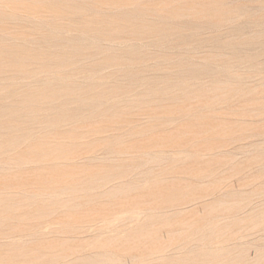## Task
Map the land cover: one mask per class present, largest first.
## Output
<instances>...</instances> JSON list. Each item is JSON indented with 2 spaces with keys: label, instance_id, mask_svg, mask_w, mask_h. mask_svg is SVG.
Instances as JSON below:
<instances>
[{
  "label": "rangeland",
  "instance_id": "rangeland-1",
  "mask_svg": "<svg viewBox=\"0 0 264 264\" xmlns=\"http://www.w3.org/2000/svg\"><path fill=\"white\" fill-rule=\"evenodd\" d=\"M69 1H71V2L74 1L73 2L74 4L79 3L78 5L83 4L85 2L91 3L90 0L89 1L88 0H76L77 2L75 0H69ZM229 1L230 0H212V1L211 0H144V1L139 0L140 4H137V6H135V7L130 6L131 7L130 8L129 6L122 5V7L125 6L124 9L123 8L121 9L120 8L121 6H118L119 8L117 7L116 9H114V8L112 9L108 5L103 4L98 12H89L87 14L88 17L93 18V19L97 18V19H102V20L104 19V20H110V21L114 20L115 23H117V22H119V20L122 21L126 17H129V16L131 17V15L133 16V14H134L133 17L140 18V19H137V23L141 24V23H143L142 21H146V25H149L147 22L158 23V24L162 25L163 27L165 26L166 30L164 31L163 34H155V33L148 31L149 29H148V27H146V28L142 29L143 31L142 30L139 31L140 35L139 34L136 36L130 35V37H129L130 33L128 31H126V33H124L125 30L122 27V25L115 24V26H113L114 27L113 30H116L114 32L116 34L114 37L103 38L104 39L103 41H101L102 38H100L101 40L100 39H92L91 40V41H94L93 43L96 42L95 45H97V43L99 42L97 46L98 47L100 46V49H102V53L101 54L99 53L98 54L99 57L98 56L97 57L101 58L105 54H115V55L117 54L116 57H119V56L120 57H126V56L130 55V56H133L134 59H133V61L130 60L129 62L123 61V62H121L122 64L119 63L118 61H112L111 60L109 62L110 64L109 63H107V65L103 64L99 68H96V70L90 69V64L93 63L92 60H90V58H85V59L80 58L81 55H83L87 50H89V48H86L83 46L81 47V45L73 43V42L64 41L66 38H72L75 36V34H78V32L76 30L71 29V28L70 29L65 28L63 30L59 29L60 31L58 32V29L48 26L50 28L51 32H53V31L55 32L57 30L56 31L57 33L55 32L54 34H58V33L60 34L61 33V36L64 38V39H62L63 41H61L60 37L58 39L56 38V41L54 43H52V41L49 42L48 40L46 41V39H44V38H40V36L37 34V32L35 30V28H36L35 21L32 19H29V17H25L27 15L23 12L20 13L19 18L17 17L18 19L17 18L11 19L7 22V25H11V26H14L16 28H18V27L24 28V29H26L27 32H30L31 34H36V35H34L35 40H32V39L27 40L26 41L27 43H24L25 46L32 48V49L33 48H40L43 50H51V51H56V52L62 51L63 49L71 50V49L75 48L74 53L79 60L75 63L76 65L75 64L67 65L66 67H64L66 69L63 68L64 70H57V68L44 67L40 71H37L35 74L34 73H32L31 75L27 74L26 76H23V77L11 78L8 76V74H7V76L1 75L0 76V102H1L0 105H2L3 102H5V101L10 102V100H12L13 103L16 104L17 101L15 100L16 98L13 97V95L16 93L18 94L19 91L25 90L27 87H30V86L33 87L32 92L34 94H36V93H38L39 86H43V85H56V84L62 85L64 82L69 81V82H71V84L73 86L76 85V86L81 87L83 84H85L89 81H94V82L100 81V82L107 83L111 87L115 86V85H116V87H119L121 90L119 88L117 89L118 91H117V93H115L116 97L114 95V97L111 96L110 98L111 99L116 98V99H113L116 101V104H118V102H120L122 100L123 103L120 102L121 105L119 104V106L123 107V109H125L127 107L126 108L127 111L129 110L131 112V113L129 111L125 112L126 114H130V116L133 115L132 118L137 117L135 122H145V121L147 122L148 121L146 124H149L150 127L148 129L145 128L146 130L143 129L142 131H140L139 136H138V134H136V135L133 134V137L131 136L132 134L129 135L130 133L127 134V132H125L123 129H121L118 131L119 133H120V131L122 132V133H120L121 136H120L119 140H116L114 142L111 140L102 141L100 143H97L94 147L90 148L87 152H84V153H81L80 155L75 156L74 162L76 165H78L79 168H83V170H96V169L97 170L98 169L105 170V169H109L112 167V172H114V174H116L117 177L116 176H114L115 178L112 177L111 180L106 182V183H103V181H102V184H97V183H94L91 181V178H90L91 175H89V177H88V175H85L84 171H82L83 173L79 177L78 189L74 192L67 191L65 189V183L64 184L60 183V189H58V190L62 196L59 195L60 193L57 196V197L61 196V198L60 197L58 198L59 202L57 204L58 207L59 206L60 207L57 208L58 211H57V209H55L56 211L55 210L51 211V212H53V214H51V212H49V211L44 213V214L36 213L37 212L36 208H38V206L41 203L45 204V203L50 202V200H48L49 198L51 199V201L53 200L51 195H49L50 196L49 197L48 194L46 196H43V200L45 199L44 201H46V202H44V201L40 202L39 199L37 200V199H35L34 196H32V197H27L25 199L14 200V202H16V203L14 205L8 207V208H0V216L1 217L4 216V217L9 218L5 221L4 220L0 221V229H1L0 230V240H1V242H0V250H1L0 251V258H1L0 262L1 263L0 264H4V263L5 264H7V263L8 264H31L28 261L30 259L31 253L39 251L41 248H44V247L51 245V244H54V243H64V245L67 246V248L65 251H63V254L61 255V257H59L55 261L51 262L50 264H65L64 263L65 261L67 262L66 264H78V262H81L79 264H98V260H100L99 264H107V263L108 264H110V263L111 264H119L116 262H122V264H217V263L218 264H264V214H263L264 213L263 212L264 211V139H263L264 138L263 137L264 136V105H263L264 104V82H263L264 81V79H263L264 78V61H263L264 60V38H263L264 37L263 36L264 35V18H263L264 17V0H248V1L247 0H236V1L234 0V2L230 1L232 3H230ZM252 3H254L255 5H253ZM257 3H259V6ZM226 4H228V5H226ZM231 4L232 5L234 4V5L232 6ZM219 5H221V6H219ZM211 6H212V8H211ZM136 7H137V9H136ZM241 7H242V9H240ZM236 8H237L238 12L236 11ZM127 9H129V10H127ZM221 9L223 11L222 13H221ZM115 10H117V11H115ZM134 10L136 11V14L132 12ZM153 10H155V11H153ZM244 10H246L245 14L243 13V12H245ZM257 10H259L258 11L259 13L257 12ZM224 11H225V13H224ZM240 11H242V12H240ZM153 12H155V13H153ZM112 13L113 14L115 13V14L113 15ZM178 13H181V14H178ZM253 13H254V15H253ZM94 14H96V15H94ZM109 14H110V16H109ZM184 15H189V16L185 17ZM232 15L233 16L239 15V16L233 18ZM252 15H253V17H252ZM140 16H142V17H140ZM148 16H150V17H148ZM179 16L181 17V19ZM247 16H250V17H247ZM204 17L207 19H205ZM212 18H213V20H212ZM231 18H233V19H231ZM160 19H161V21H160ZM190 19H192V20H190ZM214 19H215V21L217 20V23L214 21ZM31 20L34 21V23ZM200 22H201V24H199ZM228 22H230V23H228ZM208 23L209 24L213 23L214 25L212 24L213 26L211 27V25H207ZM196 24H197V26H196ZM222 24L224 27L222 26ZM188 25H190V27ZM215 25H216V27H215ZM217 25L219 27H217ZM226 26H228V27H226ZM193 27L194 28L196 27V28L194 29ZM52 28H53V31L51 30ZM115 28H117V29H115ZM259 28H260V30H259ZM165 32H166V34H165ZM254 32H256V33H254ZM259 32H260V34H257ZM68 34H70V35H68ZM164 34L169 39L167 37H165ZM167 34H169V36ZM171 34L175 35V36H173V38H172ZM257 35H258V37H257ZM138 37H139V39H138ZM181 38L183 41L181 40ZM183 38L184 39L186 38L185 41ZM187 38H188V40H187ZM106 40H108V41H106ZM133 40H134V42H133ZM178 40H179V42L177 44ZM28 42L30 45L28 44ZM100 42H102V45ZM126 42L128 44H126ZM149 42H150V44H148ZM2 43H3V45L11 46L15 42H13L11 37L7 36L4 39H2ZM66 43H67V45H66ZM134 43H136L135 44L136 48H138V46H139V49H136L134 47L135 49H133V50L135 52L134 51L131 52L130 48H131V45H132V47L135 46ZM31 44H34V46ZM107 44L108 45L111 44V45L108 47ZM52 45H53V47L56 46L55 47L56 49L53 48ZM73 45H75V46H73ZM113 45H115V46H113ZM121 45H123V47ZM47 46H48V49H47ZM251 46H253V47H251ZM101 47H103V48H101ZM180 47H181V49H180ZM116 48L118 49L117 52L115 51V50H117ZM103 49H106V50L104 51ZM111 49H113V50L110 53ZM120 49H122V50H120ZM176 49H178V50H176ZM107 50H108V52H107ZM103 51L105 52L104 55H102L104 53ZM122 53H125V54H122ZM217 54H218V56H217ZM163 55H164V57H163ZM208 57H210V58H208ZM237 57H239V58H237ZM96 60L97 59H95L94 61H96ZM80 62H81V65H80ZM186 63H188V64H186ZM183 64L184 65L186 64V65L184 66ZM197 64H198V68H196ZM72 65H75L76 67H74ZM194 65H195V67H194ZM208 65H210V66H208ZM121 66H123V67H121ZM192 66L194 68H192ZM117 67L119 68V70H117L118 69ZM141 67H142V69H141ZM151 67H153V68H151ZM186 67H187V72L189 71L188 73L186 72ZM100 68H102V69H100ZM131 68H133V70H131ZM138 68H140V69H138ZM146 69H148L149 71L147 70L148 71L147 72ZM193 69H194V73H193ZM195 69H197V71ZM205 69H209V71H211V72H208V70H205ZM127 70H131V71L135 70V72H137V73L139 72L138 73L139 74L138 80L131 81L126 76H122L123 78H121V76L114 73V71L115 72L117 71L120 73V72H125ZM191 70H192V73L190 72ZM224 70H226V71L229 70L232 73L228 74ZM150 72H152V73H150ZM184 72H186V73H184ZM141 73L144 75L142 76ZM145 73H146V75H145ZM225 73H226V75H225ZM175 74H177V75H175ZM181 74H183V75H181ZM172 76H174V77H172ZM86 77H88V78H86ZM139 78H142V79H139ZM41 79H43V80L40 82L39 80H41ZM46 79H47V81H46ZM86 79H87V82H84V80L86 81ZM112 79H114V80H112ZM242 79H243V81H242ZM35 80H36V82H35ZM124 80H125V82H123ZM139 80H140V82H139ZM213 80H216V82ZM37 81H39V82L37 83ZM127 81H129V82H127ZM141 81H142V83H141ZM179 81H182V82L184 81V82L179 83ZM220 81H222V82L223 81H226V82L229 81V82H227V83L223 82V84H220L221 83ZM134 82H136V83H134ZM246 82H248V84ZM81 83H82V85H81ZM97 83H99V82H97ZM137 83H139V84H137ZM184 83H185V87L183 86L184 87V89H183L182 85H184ZM224 83H226V84H224ZM198 84H199V86H198ZM178 85H179V87H178ZM200 85L202 87L204 85L205 86L203 88H201ZM206 85H207V87H206ZM221 85H222V87H224V86H226V87L222 88ZM256 85H258V86H256ZM164 86H166V87H164ZM190 86H191V89H190ZM161 87H163V88H161ZM175 87H177V88H175ZM188 87H189V89H188ZM200 88H201V90L202 89L203 90L202 91L199 90ZM252 88L255 90H253ZM256 88H257V90H256ZM221 89H223V90H221ZM12 90H15V92L13 93ZM144 90H145V97L146 98L143 97ZM192 90H194L195 93ZM207 90L209 92L211 91L210 93L209 92L207 93L208 95L206 94ZM172 91H174V92H172ZM177 91L178 92L180 91L182 93V95L185 94L184 95L185 97L181 96L180 92H179L180 94H178ZM237 91H238V93H237ZM250 91H251V93H250ZM248 93H250V94L248 95ZM139 95H140L141 99H140ZM147 95H148V97H147ZM161 95H163V97ZM168 95H170V96H168ZM173 95H175V96H173ZM203 95L205 97H203ZM69 96H70V98L74 99L77 97V94H76V92L72 91ZM152 96H154V98ZM193 96H196V97H193ZM248 96L250 99L248 98ZM94 98L88 99L87 103H82V104L79 103L78 105H77V103H75L72 100L68 101L64 108H65V112L67 114H70L71 118L68 121H65L67 123L64 122V124H62L63 128L70 130L76 126H81L84 124L86 127H91V128L95 127L97 129H101L100 135H102V136L108 135L110 130L106 129L107 127L104 126L105 123L102 122V120L106 117L107 114L100 112L101 110L100 111L98 110L100 108V101L103 99L104 104H105L107 98L106 99L105 98L101 99V98H97V97H94ZM142 98H143V100H142ZM148 98L149 99L152 98V99H150V103H149ZM193 98H196V99L194 100ZM258 98H260V99L258 100ZM98 99H99V102H97ZM111 99L109 100V98H108L107 101L109 100L110 102H115ZM146 99H148V100H146ZM163 99H164V101H167V102H164ZM191 99H193V101ZM247 99H249V100H247ZM128 100H129V102H128ZM133 100L135 101L134 103H133ZM136 100L141 105L138 104ZM171 100H173V102H171ZM174 100H176V101H174ZM177 100L179 102L182 100L183 101L178 103ZM91 101H92V103H91ZM93 101L95 102L93 106H95V107L97 106L96 107L97 111L95 110V107H92ZM144 101L148 102L149 105L148 104L145 105ZM250 101H252V102H250ZM127 102H128V105H127ZM68 105L70 108L68 107ZM122 105H126L125 108ZM45 106L46 105L43 106V104H37V109H39L40 112L41 111L44 112L43 109ZM90 106H91V108H89ZM83 107H85V108H83ZM102 107H104V106H102ZM253 107H255L257 110ZM86 108H87V110H86ZM136 108H138V109H136ZM150 108H152V109H150ZM154 108H156V109L154 110ZM178 108H180V110H178ZM157 109H158V111H157ZM204 109H206V110H204ZM90 110H92V111H90ZM94 110H95V112H94ZM200 110H202V111H200ZM162 111L165 112V114H167V113L173 114V116L171 118L172 120L169 119L168 121H166L164 123L166 126L165 125H164L165 127L163 126L164 128L163 127H161V128L155 127V126H158L157 122H158V124L162 123L161 122L162 120H160V118H159V120H155L156 117H154V119L152 117L156 114V112H158L157 114H160ZM197 112H200V113H197ZM91 113H93V114L91 115ZM176 114H178V115H176ZM191 114H192V116H191ZM258 114H259V116H258ZM181 115H182V117H181ZM183 115L185 116L186 119L184 118ZM261 115H262V117H261ZM4 116L5 115L1 116L0 118L3 119ZM95 116H97V118ZM142 117H143V119L146 117L145 118L146 120H143ZM101 118H102V120H101ZM182 118H183V121L181 120ZM141 120H143V121H141ZM185 120H187V121H185ZM151 121H153V123ZM225 121H226V123H225ZM236 121H238V122H236ZM246 121H247V123H246ZM92 122L93 123L96 122V123L92 124ZM202 122H203V124H202ZM243 122L246 124H244ZM176 123L178 126L176 125ZM88 124H90L91 126H88ZM192 124H193V126H192ZM253 124H254V127H253ZM172 126L174 127V129ZM176 126L177 127L181 126V128H177ZM222 128L228 129V131H227L228 133L220 134ZM48 129H50V127ZM205 129H206V131H205ZM247 129H248V131H247ZM43 131L44 130H42V129L38 130V128H35L34 133L29 135L25 139V141L20 140V141L16 142L14 145H12V147L10 146V148H8V147L3 148L1 151V153H2L1 155H3V154L7 155V156L14 155L19 149H22L26 143H28L29 141H34V140H28V138H30V136L34 137V135L44 134L45 132H43ZM189 131H191V132H189ZM201 131H203L204 133ZM35 132H36V134H35ZM184 132L186 134H184ZM208 133H209V135H208ZM180 134L182 136H180ZM198 134L200 135L201 139H200ZM168 135L171 137L168 138L167 137ZM195 135H197V136L195 137ZM236 135H238V137ZM158 136H159L160 140L164 138L163 140H165V141H163V140L160 141L158 139ZM160 137H162V138H160ZM236 138L237 139L239 138L240 140L239 139L235 140ZM184 140L186 141V143ZM1 141H4V140H1ZM7 141H9V140H7ZM22 141H24V145H23ZM82 141H91V140H82ZM197 141H200V142H197ZM204 141H205V143H204ZM209 141H213V142H209ZM180 144H181V146H180ZM114 145H116V146H114ZM106 146H108V148H106ZM112 149H113V151H112ZM175 149H176V152H175ZM237 149H239L240 151ZM98 150H101V152ZM157 150H159V151L156 153L155 151H157ZM170 150H172L171 151L172 153L170 152ZM181 150H183V151H181ZM161 151H163V152L161 153ZM196 151H197V153H196ZM139 152H141V153L139 154ZM145 152H146V154H142ZM189 152H191V157H190ZM193 152L196 154H194ZM93 153L95 155H93ZM108 153H109V155H108ZM111 153H113V154L111 155ZM119 153L122 154V156L119 155ZM147 153H149V154H147ZM174 153H175V155H174ZM179 153L181 156H179ZM127 154H129V155H127ZM157 154L159 156H157ZM169 154H172V156L171 155L169 156ZM85 155L86 156L88 155V156L85 157ZM105 155L107 157H105ZM83 156L85 157V159H83L84 158ZM90 156L93 158L94 161H92V158ZM95 156L99 157V158H97L98 160L94 158ZM150 156H152V157H150ZM166 156H167V158H166ZM101 157H102V159H101ZM168 157H171V159ZM255 157H257V158H255ZM113 158H115V159H113ZM86 159H88V160H86ZM90 159H91V162H90ZM147 160L150 162L146 163ZM24 161H26V162H24ZM22 162H24V163H22ZM46 162H48V161H45V163ZM141 162H142V164L140 165L139 163H141ZM1 163H3V162H0V166H2V168L0 167V182L7 184L8 186L13 187V186L17 185V182H19V181H22V180L27 181L29 179L32 180L35 178L34 173L36 172L35 168L37 165L35 164L34 161H31L30 159H24L18 163L20 167H23V168H20L21 170L18 169L17 168L18 165L14 164V163H10V162L8 164L3 163V164H7V165H3V164L1 165ZM26 164H28V165H26ZM142 165H143V167H142ZM4 166H5V168H4ZM118 166H120V168ZM75 167H77V166H75ZM134 167H136V168H134ZM148 167H149V169H148ZM229 169H232V170H229ZM122 170L125 173H122L121 172ZM149 170H151V171H149ZM136 171H137V174H136ZM20 172L22 173V176L18 181L16 179V176H18V174ZM120 173H122V175H120ZM145 173H147V174H145ZM164 176H166V177H164ZM133 177H135V178L133 179ZM141 177L142 178L144 177V178L142 179ZM161 177H163V178H161ZM89 178H90V180H89ZM187 178L189 180H187ZM140 181H141V183H140ZM227 182H229V183H227ZM113 183L114 184H116V183L122 184L123 183L122 185L124 186L125 191L124 190H123V192L121 191L122 193L117 192V193H113V194H109V195L106 194L107 189L109 190L112 187ZM188 183H190V184H188ZM136 184H137V187H135ZM125 185H129V187L125 186ZM99 187L102 189H100ZM106 187H107V189H106ZM125 187H127V188H125ZM192 187H193V189H191ZM61 188H62V190H61ZM89 188H91L92 190ZM80 189H81V193H79ZM164 189H166V190H164ZM169 189H171V190H169ZM130 190L132 191L131 194L129 193ZM227 191H228V193H227ZM86 192H87V194H86ZM74 193H76V194H74ZM102 193H104V194L101 195ZM95 194H97V195H95ZM115 194H116V196H115ZM220 194H223V195H220ZM63 195H66V196H63ZM71 196L74 198L75 203H73V205L72 204L71 205L66 204V206L63 205V204H65L64 202ZM107 196H109V197L111 196L110 199ZM212 196L215 198H213ZM77 198H78V200H77ZM100 198H101V201H100ZM190 198L192 200H189ZM92 199H93V201H92ZM214 199L216 202L214 201ZM86 201H87V203H86ZM220 201L221 202L224 201L225 203L222 204ZM226 201H228V202H226ZM78 202H80V203H78ZM83 202H85L86 204H84ZM76 203H77V205L74 206ZM175 203L177 205H175ZM82 206H84V207H82ZM182 206H183V208L185 206L186 207L183 209ZM70 207H72L73 209H71ZM110 207H113V208H110ZM171 208H173V209H171ZM62 209H63V211H62ZM148 209H149V211H148ZM150 209H152V210H150ZM75 210H76V212H75ZM133 210L135 211V214H137L138 216L133 215L134 214ZM181 210L184 212L182 213ZM138 211H139V214L140 213H142V214L139 215ZM32 212L36 213V214L34 213V216H32V217L24 218V219H19L17 217L21 213L31 214ZM54 212H55V214H54ZM122 213H124L125 216ZM5 214H7V215H5ZM120 214L123 215V217ZM82 215L83 216L84 215L89 216V218L78 219V217L82 216ZM94 215H96L97 217ZM102 215H106L109 217H107L108 219H105V218H102ZM119 215L121 216V218H119L120 217ZM173 215H175V216H173ZM115 216H118V219ZM135 216L140 217V218L138 219ZM113 217H115V218H113ZM133 217H134V219H133ZM148 217L149 218L151 217V218L149 219ZM11 218H12V220H11ZM156 218H158V219L156 220ZM115 219H117V220H115ZM23 220L25 221V223L23 222ZM102 220H105V221L101 222ZM67 221H69V222H67ZM122 221H124V222H122ZM156 222L157 223L162 222V224H160V226L158 225V227H159L158 229H160V230H157V232H156L157 234L152 235V230H151L152 226L151 225L153 223H155L154 228L157 227ZM85 223H87V224H85ZM72 224L74 225L73 228H72ZM36 225H37V227H36ZM136 225H138V226H136ZM164 226H165V228H164ZM212 226H214V227H212ZM127 227H128V229H127ZM32 228H34V229H32ZM105 228H106V230H105ZM29 229H31V230H29ZM94 230L95 231L97 230V231L95 232ZM138 230H140L139 231L140 233H138ZM31 232H33V233L31 234ZM34 232H36V233H34ZM61 233L63 235H61ZM71 233H72L73 237H72ZM67 234H68V237H67ZM31 235H32V237H31ZM33 235H35V236H33ZM78 235H80V236H78ZM81 235H83V236H81ZM112 237H114V238H112ZM111 238H112V240H111ZM102 241H103V243H102ZM177 241H178V243H177ZM11 242H13V243H11ZM83 243L87 244L86 248H84L85 247L84 246L83 248L78 250L79 249L78 245H81ZM115 245H117V246H115ZM28 246H31V247H28ZM74 247H76V248H74ZM21 248H23V249H21ZM26 248L27 249L29 248V250H27ZM140 249H141V252H140ZM205 249L208 251H206ZM20 250L25 251V252L23 254H21ZM99 251L101 252L102 256L97 254ZM198 251H199V253H198ZM109 252H111V255L109 254ZM138 252H140L141 254ZM120 253H122L124 255H122ZM86 254H87V256H86ZM94 254H96L97 257ZM112 254L115 255L116 258ZM103 255H105L106 258H105V256L103 257ZM217 255H218V259H217ZM66 256L67 257L69 256V257L67 258ZM117 257H118V260H117ZM45 258H47V257H45ZM76 258L79 261H77ZM104 258L106 260L110 259V261L114 260L116 262H112V261L110 262L109 260L107 262ZM26 259H28V260H26ZM68 259L71 263L69 261H67ZM93 259L94 260L97 259V260H95L96 262H94ZM61 261H62V263H60ZM20 262H22V263H20ZM105 262H107V263H105ZM136 262H138V263H136ZM37 264H39V263H37Z\"/></svg>",
  "mask_w": 264,
  "mask_h": 264
},
{
  "label": "bare ground",
  "instance_id": "bare-ground-1",
  "mask_svg": "<svg viewBox=\"0 0 264 264\" xmlns=\"http://www.w3.org/2000/svg\"><path fill=\"white\" fill-rule=\"evenodd\" d=\"M76 1V0H75ZM89 1V0H88ZM144 1V0H143ZM212 1V0H211ZM230 1H233L234 2V0H230ZM229 1V2H230ZM236 1V0H235ZM248 1V0H247ZM74 2V1H73ZM73 2H71V1H69V0H0V76L1 75H6L7 76V74H8V76L9 77H11V78H13V77H23V76H26L27 74H32V73H36L37 71H40L41 69H43L44 67H51V68H57V70H64V69H66V68H64V67H66L67 65H71V64H75L79 59L77 58V56L75 55V53H74V49H71V50H65V49H63L62 51H51V50H43V49H40V48H29V47H27V46H25L24 45V43H27L26 41L27 40H30V39H32V40H35V38H34V35H36V34H31L30 32H27L26 31V29H24V28H16V27H14V26H11V25H7V22L9 21V20H11V19H16L17 17L19 18L20 17V13H25L27 16H25V17H29V19H32V20H34L35 21V23H36V28H35V30H36V32H37V34L40 36V38H44V39H46V41L48 40L49 42H51L52 41V43H54L55 41H56V38L58 39L59 37H60V39H61V41H63L62 39H64L62 36H61V33L59 34H54L57 30L56 29H58V32L60 31L59 29H65V28H71V29H74V30H76L77 32H78V34H75V36L74 37H72V38H66L64 41H68V42H73V43H76V44H79V45H81V47L83 46V47H86V48H89V50H87L83 55H81V57L80 58H90V60H92V64H90V69L92 70V69H95L96 70V68H99L100 66H102L103 64H106L107 65V63H109L111 60L112 61H118L119 63H121V62H123V61H125V62H129L130 60H132L133 61V56H126V57H116L117 56V54L115 55V54H105V50L106 49H103L104 51V53L102 54V55H104L103 57H101V58H98L99 57V53L101 54L102 53V49H100V46L98 47L97 45H98V43H97V45H95L96 44V42L95 43H93L94 41H91L92 39H100V38H102V40L101 41H103L104 39L103 38H112V37H114L116 34L114 33L116 30H113L114 29V27L113 26H115V24H119V25H122V27L124 28V30H125V32L124 33H126V31H128L130 34H129V37H130V35H140V32L139 31H141L142 29H144V28H146V27H148V31H150V32H152V33H155V34H163L164 33V31L166 30L165 29V26L163 27L162 25H160V24H158V23H149V22H147L149 25H146V21H142L143 23H141V24H139V23H137V19H140V18H136V17H133L134 16V14H133V16L131 15V17L129 16V17H126L124 20H122V21H120L119 20V22H117V23H115V21L113 20V21H110V20H102V19H97V18H95V19H93V18H90V17H88V13L89 12H98L99 11V9L101 8V6L103 5V4H106V5H108L110 8H114V9H116L118 6H121L120 8L122 9H124V7L125 6H131V7H135V6H137V4H140V2H139V0H90V2L91 3H83V4H80V5H78L79 3H77V4H74ZM77 2V1H76ZM202 2V1H201ZM219 2V1H218ZM223 2V1H222ZM226 2V1H225ZM256 2V1H255ZM205 3V2H204ZM203 3V4H204ZM220 3V2H219ZM230 3H232V2H230ZM145 4V3H144ZM246 4V3H245ZM253 5H255L254 3H252ZM258 4V6H259V3H257ZM105 5V6H106ZM122 5H125L124 7H122ZM161 5V4H160ZM226 5H228V4H226ZM232 5V4H231ZM234 5V4H233ZM232 5V6H233ZM139 6V5H138ZM205 6V5H204ZM213 6V5H212ZM212 6H211V8H212ZM215 6V5H214ZM219 6H221V5H219ZM107 7V6H106ZM130 7V8H131ZM216 7V6H215ZM238 7V6H237ZM240 7V6H239ZM119 8V7H118ZM168 8V7H167ZM227 8V7H226ZM231 8V7H230ZM111 9V10H112ZM136 9H137V7H136ZM135 9V10H136ZM175 9V8H174ZM218 9V8H217ZM239 9V8H238ZM240 9H242V7L240 8ZM102 10V9H101ZM106 10V9H105ZM127 10H129V9H127ZM132 11L133 13H135L136 14V11ZM144 10V9H143ZM214 10V9H213ZM235 10V9H234ZM261 10V9H260ZM114 11V10H113ZM115 11H117V10H115ZM149 11V10H148ZM151 11V10H150ZM153 11H155V10H153ZM196 11V10H195ZM217 11V10H216ZM236 11L238 12V10H237V8H236ZM243 11V10H242ZM242 11H240V12H242ZM245 12H243L244 14L246 13V10H244ZM259 10H257V12H258ZM262 11V10H261ZM101 12V11H100ZM120 12V11H119ZM131 12V13H132ZM139 12V11H138ZM152 12V11H151ZM179 12V11H178ZM215 12V11H214ZM223 11H222V9H221V13H222ZM228 12V11H227ZM153 13H155V12H153ZM194 13V12H193ZM220 13V12H219ZM224 13H225V11H224ZM233 13V12H232ZM259 13V12H258ZM113 14V13H112ZM115 14V13H114ZM113 14V15H114ZM122 14V13H121ZM129 14V13H128ZM176 14V13H175ZM178 14H181V13H178ZM183 14V13H182ZM208 14V13H207ZM213 14V13H212ZM231 14V13H230ZM229 14V15H230ZM234 14V13H233ZM239 14V13H238ZM241 14V13H240ZM262 14V13H261ZM94 15H96V14H94ZM102 15V14H101ZM210 15V14H209ZM215 15V14H214ZM243 15V14H242ZM253 15H254V13H253ZM253 15H252V17H253ZM109 16H110V14H109ZM185 17L186 16H189V15H184ZM194 16V15H193ZM213 16V15H212ZM227 16V15H226ZM233 16V15H232ZM239 16V15H238ZM238 16H233V18L234 17H238ZM251 16V15H250ZM250 16H247V17H250ZM116 17V16H115ZM122 17V16H121ZM140 17H142V16H140ZM148 17H150V16H148ZM180 17V16H179ZM183 17V16H182ZM17 18V19H18ZM109 18V17H108ZM164 18V17H163ZM170 18V17H169ZM203 18V17H202ZM205 18V17H204ZM233 18H231V19H233ZM242 18V17H241ZM264 18V17H263ZM23 19V18H22ZM142 19V18H141ZM166 19V18H165ZM179 19V18H178ZM180 19H181V17H180ZM183 19V18H182ZM205 19H207V18H205ZM239 19V18H238ZM31 20V21H32ZM144 20V19H143ZM157 20V19H156ZM167 20V19H166ZM175 20V19H174ZM190 20H192V19H190ZM201 20V19H200ZM212 20H213V18H212ZM236 20V19H235ZM234 20V21H235ZM34 21H32L33 23H34ZM149 21V20H148ZM160 21H161V19H160ZM182 21V20H181ZM180 21V22H181ZM189 21V20H188ZM203 21V20H202ZM201 21V22H202ZM214 21H215V19H214ZM232 21V20H231ZM145 22V23H144ZM154 22V21H153ZM164 22V21H163ZM183 22V21H182ZM190 22V21H189ZM201 22L199 23V24H201ZM206 22V21H205ZM216 23H217V20L215 21ZM224 22V21H223ZM263 22V21H262ZM27 23V22H26ZM29 23V22H28ZM193 23V22H192ZM207 23V22H206ZM226 23V22H225ZM228 23H230V22H228ZM186 24V23H185ZM191 24V23H190ZM205 24V23H204ZM213 23H211V24H207V25H211V27L214 25H212ZM253 24V23H252ZM166 25V24H165ZM206 25V26H207ZM220 25V24H219ZM233 25V24H232ZM54 27V28H56L55 30V32L53 31V28L51 29L53 32H51L50 31V28L49 27ZM189 27H190V25H188ZM196 26H197V24H196ZM222 26H223V24H222ZM221 26V27H222ZM237 26V25H236ZM179 27V26H178ZM187 27V26H186ZM192 27V26H191ZM215 27H216V25H215ZM217 27H219L218 25H217ZM224 27V26H223ZM226 27H228V26H226ZM232 27V26H231ZM194 28V27H193ZM196 28V27H195ZM194 28V29H195ZM199 28V27H198ZM230 28V27H229ZM115 29H117V28H115ZM177 29V28H176ZM184 29V28H183ZM221 29V28H220ZM259 30H260V28H259ZM65 31V30H64ZM143 31V30H142ZM145 31V30H144ZM238 32V31H237ZM253 32V31H252ZM57 33V32H56ZM123 33V32H122ZM171 33V32H170ZM183 33V32H182ZM181 33V34H182ZM249 33V32H248ZM254 33H256V32H254ZM144 34V33H143ZM165 34H166V32H165ZM164 34V35H165ZM175 34V33H174ZM184 34V33H183ZM191 34V33H190ZM189 34V35H190ZM257 34H260V32L259 33H257ZM68 35H70V34H68ZM168 36H169V34H167ZM172 35V34H171ZM170 35V36H171ZM177 35V34H176ZM186 35V34H185ZM244 35V34H243ZM11 37L12 38V40H13V42H15L13 45H11V46H7V45H3V43H2V39H4L5 37ZM58 36V37H57ZM118 36V35H117ZM143 36V35H142ZM161 36V35H160ZM173 36H175V35H172V38H173ZM181 36V35H180ZM191 36V35H190ZM233 36V35H232ZM241 36V35H240ZM239 36V37H240ZM260 36V35H259ZM264 36V35H263ZM124 37V36H123ZM140 37V36H139ZM139 37H138V39H139ZM144 37V36H143ZM159 37V36H158ZM157 37V38H158ZM165 37H167L166 35H165ZM242 37V36H241ZM257 37H258V35H257ZM256 37V38H257ZM262 37V36H261ZM119 38V37H118ZM160 38V37H159ZM168 38V37H167ZM171 38V37H170ZM189 38V37H188ZM188 38H187V40H188ZM202 38V37H201ZM264 38V37H263ZM117 39V38H116ZM124 39V38H123ZM156 39V38H155ZM162 39V38H161ZM165 39V38H164ZM169 39V38H168ZM175 39V38H174ZM184 39V38H183ZM186 39V38H185ZM185 39H184V41H185ZM255 39V38H254ZM40 40V39H39ZM42 40V39H41ZM158 40V39H157ZM167 40V39H166ZM181 40H182V38H181ZM10 41V40H9ZM37 41V40H36ZM60 41V40H59ZM106 41H108V40H106ZM183 41V40H182ZM48 42V43H49ZM133 42H134V40H133ZM140 42V41H139ZM178 42H179V40L177 41V44H178ZM65 43V42H64ZM72 43V44H73ZM101 43V45H102V42H100ZM183 43V42H182ZM6 44V43H5ZM28 44H29V42H28ZM41 44V43H40ZM105 44V43H104ZM103 44V45H104ZM115 44V43H114ZM126 44H128L127 42H126ZM136 43H134V45H135ZM140 44V43H139ZM148 44H150V42L148 43ZM180 44V43H179ZM30 45V44H29ZM31 45H33L34 46V44H31ZM39 45V44H38ZM59 45V44H58ZM57 45V46H58ZM64 45V44H63ZM62 45V46H63ZM66 45H67V43H66ZM70 45V44H69ZM106 45V44H105ZM108 45V44H107ZM111 45V44H110ZM110 45H108V47L110 46ZM124 45V44H123ZM123 45H121L122 47H123ZM32 46V47H33ZM41 46V45H40ZM73 46H75V45H73ZM113 46H115V45H113ZM125 46V45H124ZM130 46V45H129ZM146 46V45H145ZM144 46V47H145ZM39 47V46H38ZM52 47H53V45H52ZM56 47V46H55ZM55 47H53V48H55ZM80 47V46H79ZM128 47V46H127ZM136 48V45L135 46H133L132 47V45H131V48H130V51L131 52H133L134 50L133 49H135ZM190 47V46H189ZM251 47H253V46H251ZM52 48V49H53ZM60 48V47H59ZM71 48V47H70ZM69 48V49H70ZM77 48V47H76ZM101 48H103V47H101ZM113 48V47H112ZM119 48V47H118ZM185 48V47H184ZM47 49H48V46H47ZM56 49V48H55ZM78 49V48H77ZM76 49V50H77ZM108 49V48H107ZM117 49V48H116ZM125 49V48H124ZM136 49H139V46H138V48H136ZM142 49V48H141ZM179 49V48H178ZM178 49H176V50H178ZM180 49H181V47H180ZM251 49V48H250ZM73 50V51H72ZM83 50V49H82ZM81 50V51H82ZM109 50V49H108ZM108 50H107V52H108ZM112 50L113 49H111V51H110V53L112 52ZM120 50H122V49H120ZM254 50V49H253ZM116 52L118 51V49L117 50H115ZM141 51V50H140ZM153 51V50H152ZM79 52V51H78ZM126 52V51H125ZM135 52V51H134ZM138 52V51H137ZM151 52V51H150ZM168 52V51H167ZM196 52V51H195ZM122 54H125V53H122ZM143 54V53H142ZM161 54V53H160ZM183 54V53H182ZM223 54V53H222ZM240 54V53H239ZM98 56V57H97ZM101 56V55H100ZM144 56V55H143ZM148 56V55H147ZM151 56V55H150ZM217 56H218V54H217ZM232 56V55H231ZM152 57V56H151ZM161 57V56H160ZM163 57H164V55H163ZM182 57V56H181ZM215 57V56H214ZM229 57V56H228ZM246 57V56H245ZM250 57V56H249ZM208 58H210V57H208ZM237 58H239V57H237ZM241 58V57H240ZM244 58V57H243ZM95 59H97L96 61H94ZM205 59V58H204ZM219 59V58H218ZM225 59V58H224ZM223 59V60H224ZM234 59V58H233ZM157 60V59H156ZM159 60V59H158ZM161 60V59H160ZM238 60V59H237ZM249 60V59H248ZM164 61V60H163ZM192 61V60H191ZM221 61V60H220ZM230 61V60H229ZM240 61V60H239ZM264 61V60H263ZM117 62V63H118ZM167 62V61H166ZM170 62V61H169ZM168 62V63H169ZM225 62V61H224ZM228 62V61H227ZM115 63V62H114ZM191 63V62H190ZM110 64V63H109ZM122 64V63H121ZM127 64V63H126ZM150 64V63H149ZM186 64H188V63H186ZM185 64V65H186ZM194 64V63H193ZM76 65V64H75ZM75 65H72V66H74V67H76ZM80 65H81V62H80ZM184 65V64H183ZM184 65V66H185ZM190 65V64H189ZM201 65V64H200ZM79 66V65H78ZM134 66V65H133ZM149 66V65H148ZM151 66V65H150ZM164 66V65H163ZM175 66V65H174ZM188 66V65H187ZM204 66V65H203ZM208 66H210V65H208ZM231 66V65H230ZM113 67V66H112ZM121 67H123V66H121ZM125 67V66H124ZM146 67V66H145ZM154 67V66H153ZM153 67H151V68H153ZM177 67V66H176ZM191 67V66H190ZM189 67V68H190ZM194 67H195V65H194ZM193 66H192V68H194ZM64 68V69H63ZM78 68V67H77ZM89 68V67H88ZM105 68V67H104ZM118 68V67H117ZM129 68V67H128ZM134 68V67H133ZM133 68H131V70H133ZM137 68V67H136ZM161 68V67H160ZM172 68V67H171ZM178 68V67H177ZM196 68H198V64L196 65ZM202 68V67H201ZM208 68V67H207ZM211 68V67H210ZM254 68V67H253ZM100 69H102V68H100ZM115 69V68H114ZM124 69V68H123ZM130 69V68H129ZM138 69H140V68H138ZM141 69H142V67H141ZM145 69V68H144ZM157 69V68H156ZM185 69V68H184ZM223 69V68H222ZM73 70V69H72ZM77 70V69H76ZM94 70V71H95ZM116 70V69H115ZM117 70H119V68L117 69ZM131 70H127V71H125V72H115L114 71V73H116L117 75H119V76H121V78H123L122 76H126V77H128L129 78V80H131V81H136V80H138V76H139V72L137 73V72H135V70L134 71H131ZM148 69H146V71H147ZM176 70V69H175ZM196 71H197V69H195ZM199 70V69H198ZM205 70H208V72H211V71H209V69H205ZM149 71V70H148ZM147 71V72H148ZM154 71V70H153ZM164 71V70H163ZM167 71V70H166ZM180 71V70H179ZM184 71V70H183ZM182 71V72H183ZM224 71H226V70H224ZM92 72V71H91ZM97 72V71H96ZM155 72V71H154ZM162 72V71H161ZM165 72V71H164ZM186 72H187V67H186ZM186 72H184V73H186ZM189 72V71H188ZM187 72V73H188ZM191 73H192V70L190 71ZM234 72V71H233ZM88 73V72H87ZM150 73H152V72H150ZM157 73V72H156ZM159 73V72H158ZM170 73V72H169ZM173 73V72H172ZM176 73V72H175ZM193 73H194V69H193ZM199 73V72H198ZM201 73V72H200ZM226 73H228V74H230V73H232V72H230L229 70H227L226 71ZM226 73H225V75H226ZM47 74V73H46ZM113 74V73H112ZM142 74V73H141ZM140 74V75H141ZM207 74V73H206ZM227 74V75H228ZM29 75V76H30ZM144 74H142V76H143ZM145 75H146V73H145ZM168 75V74H167ZM175 75H177V74H175ZM181 75H183V74H181ZM190 75V74H189ZM193 75V74H192ZM191 75V76H192ZM223 75V74H222ZM224 75V76H225ZM235 75V74H234ZM233 75V76H234ZM239 75V74H238ZM179 76V75H178ZM186 76V75H185ZM190 76V77H191ZM231 76V75H230ZM34 77V76H33ZM114 77V76H113ZM146 77V76H145ZM172 77H174V76H172ZM177 77V76H176ZM194 77V76H193ZM228 77V76H227ZM235 77V76H234ZM239 77V76H238ZM244 77V76H243ZM6 78V77H5ZM36 78V77H35ZM83 78V77H82ZM86 78H88V77H86ZM144 78V77H143ZM240 78V77H239ZM40 79V78H39ZM71 79V78H70ZM125 79V78H124ZM127 79V78H126ZM139 79H142V78H139ZM145 79V78H144ZM187 79V78H186ZM264 79V78H263ZM8 80V79H7ZM23 80V79H22ZM43 79H41V80H39L40 82L42 81ZM75 80V79H74ZM94 80V79H93ZM112 80H114V79H112ZM193 80V79H192ZM227 80V79H226ZM232 80V79H231ZM17 81V80H16ZM39 81H37V83L39 82ZM46 81H47V79H46ZM45 81V82H46ZM168 81V80H167ZM213 81H215L216 82V80H213ZM233 81V80H232ZM242 81H243V79H242ZM18 82V81H17ZM35 82H36V80H35ZM75 82V81H74ZM84 82H87V79H86V81L84 80ZM97 82H99V83H97ZM97 82H94V81H89V82H87V83H85V84H83L82 85V83H81V87L80 86H73L72 84H71V82H69V81H66V82H64L62 85H43V86H39V90H38V93H36V94H34L32 91H33V87H27L25 90H22V91H19L18 92V94L16 93V94H14L13 95V97H15L16 99V101H17V103L15 104V103H13V101L12 100H10V102H7V101H5V102H3V104L2 105H0V117L1 116H3V115H5L4 116V118L3 119H1L0 118V162H3V163H14V164H16V165H18L17 166V168L18 169H20V168H23V167H20L19 166V162H21L22 160H24V159H30L31 161H34L35 162V164L37 165L36 166V168H35V173H34V179H29V180H27V181H19V179L21 178V176H22V173L20 172L19 174H18V176H16V179L19 181V182H17V185H15V186H13V187H11V186H8L7 184H4V183H2V182H0V208H8V207H10V206H12V205H14L16 202H14V200H18V199H25V198H27V197H32V196H34L35 197V199H39V201L41 202V201H44L43 200V196H46L47 194H48V196L49 195H51V197L53 198V200L51 201V199L49 198L48 200H50V202H48V203H41L39 206H38V208H36L37 209V212L36 213H42V214H44V213H46V212H51V211H53V210H55V209H57V208H59L58 207V202H59V197L61 198V193L59 192V190L58 189H60V183H65V189L67 190V191H69V192H74V191H76L77 189H78V183H79V177H80V175L83 173L82 171H84V173H85V175H88V177H89V175H91V181L92 182H94V183H97V184H102V181H103V183H106V182H108V181H110L111 180V178L112 177H114V176H116V174H114V172H112V167L111 168H109V169H105V170H103V169H96V170H83V168H79L78 167V165H76L75 164V156H77V155H80L81 153H84V152H87L90 148H92V147H94L97 143H100V142H102V141H108V140H111V141H116V140H119V138H120V136H121V134L120 133H122L121 131H120V133L118 132L119 130H121V129H123L125 132H127V134H129V135H131L132 137H133V134H138V136H139V132L140 131H142L143 129L144 130H146L145 128H149L150 126H149V124H146L147 122L145 121V122H135V120H136V118L137 117H134V118H132V116H130V114H126L125 112H128L127 111V107L125 108V106L126 105H122V106H124V108L125 109H123V107H121V106H119V104H120V102H122L123 103V101L121 100L120 102H118V104H116V101L115 100H113V99H116V98H113V99H111L110 97L111 96H113L114 97V95H115V97H116V94L115 93H117V89L119 88V87H116V85L115 86H110V85H108L107 83H105V82H100V81H97ZM123 82H125V80L123 81ZM127 82H129V81H127ZM138 82V81H137ZM139 82H140V80H139ZM155 82V81H154ZM159 82V81H158ZM166 82V81H165ZM180 82H182V81H179V83ZM184 82V81H183ZM182 82V83H183ZM201 82V81H200ZM221 83L220 84H223V82H226V81H220ZM227 82H229V81H227ZM226 82V83H227ZM238 82V81H237ZM264 82V81H263ZM32 83V82H31ZM133 83V82H132ZM134 83H136V82H134ZM141 83H142V81H141ZM176 83V82H175ZM181 83V84H182ZM196 83V82H195ZM209 83V82H208ZM213 83V82H212ZM218 83V82H217ZM226 83H224V84H226ZM241 83V82H240ZM247 84H248V82H246ZM30 84V83H29ZM28 84V85H29ZM75 84V83H74ZM127 84V83H126ZM137 84H139V83H137ZM145 84V83H144ZM180 84V85H181ZM200 84V83H199ZM199 84H198V86H199ZM206 84V83H205ZM214 84V83H213ZM219 84V83H218ZM114 85V84H113ZM128 85V84H127ZM187 85V84H186ZM197 85V84H196ZM202 85V84H201ZM200 85V86H201ZM230 85V84H229ZM233 85V84H232ZM235 85V84H234ZM238 85V84H237ZM236 85V86H237ZM244 85V84H243ZM251 85V84H250ZM263 85V84H262ZM261 85V86H262ZM27 86V85H26ZM34 86V85H33ZM130 86V85H129ZM185 87V83H184V85H182V87ZM205 86V85H204ZM203 86V87H204ZM209 86V85H208ZM246 86V85H245ZM255 86V85H254ZM256 86H258V85H256ZM24 87V86H23ZM124 87V86H123ZM164 87H166V86H164ZM178 87H179V85H178ZM184 87H183V89H184ZM195 87V86H194ZM197 87V86H196ZM202 86H201V88H203ZM206 87H207V85H206ZM214 87V86H213ZM221 87H222V85H221ZM224 87H226V86H224ZM224 87H222V88H224ZM241 87V86H240ZM239 87V88H240ZM260 87V86H259ZM156 88V87H155ZM161 88H163V87H161ZM175 88H177V87H175ZM201 88L199 89V90H201ZM254 88V87H253ZM252 88V89H253ZM35 89V88H34ZM120 89V88H119ZM151 89V88H150ZM188 89H189V87H188ZM190 89H191V86H190ZM193 89V88H192ZM208 89V88H207ZM218 89V88H217ZM226 89V88H225ZM121 90V89H120ZM179 90V89H178ZM181 90V89H180ZM195 90V89H194ZM194 90H192L193 92H194ZM203 90V89H202ZM201 90V91H202ZM209 90V89H208ZM207 90V92H206V94L209 92ZM211 90V89H210ZM221 90H223V89H221ZM231 90V89H230ZM249 90V89H248ZM253 90H255V89H253ZM256 90H257V88H256ZM13 91V93L15 92V90H12ZM72 91H74V92H76V94H77V97L76 98H74V99H72V98H70V94H71V92ZM191 91V92H192ZM205 91V90H204ZM240 91V90H239ZM141 92V91H140ZM147 92V91H146ZM149 92V91H148ZM162 92V91H161ZM170 92V91H169ZM172 92H174V91H172ZM178 92V91H177ZM180 92V91H179ZM178 92V94H180ZM189 92V91H188ZM211 92V91H210ZM209 92V93H210ZM217 92V91H216ZM219 92V91H218ZM163 93V92H162ZM166 93V92H165ZM164 93V94H165ZM195 93V92H194ZM237 93H238V91H237ZM250 93H251V91H250ZM250 93H248V95L250 94ZM257 93V92H256ZM8 94V93H7ZM176 94V93H175ZM189 94V93H188ZM199 94V93H198ZM153 95V94H152ZM155 95V94H154ZM166 95V94H165ZM181 96H183V97H185L184 95H182V93L180 94ZM179 95V96H180ZM187 95V94H186ZM201 95V94H200ZM205 95V94H204ZM203 95V97H205ZM208 95V94H207ZM206 95V96H207ZM122 96V95H121ZM162 97H163V95H161ZM160 96V97H161ZM168 96H170V95H168ZM173 96H175V95H173ZM210 96V95H209ZM246 96V95H245ZM94 97H97V98H109V100L111 99V100H113V101H115V102H110L109 100L107 101V99H106V103L104 104V101H103V99L100 101V108L98 109L100 112H103V113H106L105 115H106V117L102 120V118H101V120H102V122H104L105 124H104V126H106L107 128L106 129H109L110 130V132H109V134L108 135H106V136H102V135H100V131H101V129H97V128H95V127H86L84 124L83 125H81V126H76V127H74L73 129H64L63 128V125L62 124H64V122L65 121H68L70 118H71V116H70V114H67L66 112H65V105H66V103L68 102V101H74L75 103H77V105L79 104V103H87V100L88 99H90V98H94ZM139 97H140V95H139ZM143 97H145V90H144V94H143ZM147 97H148V95H147ZM153 98H154V96H152ZM156 97V96H155ZM165 97V96H164ZM177 97V96H176ZM187 97V96H186ZM193 97H196V96H193ZM241 97V96H240ZM239 97V98H240ZM243 97V96H242ZM4 98V97H3ZM96 98V99H97ZM146 98V97H145ZM144 98V99H145ZM209 98V97H208ZM215 98V97H214ZM248 98H249V96H248ZM7 99V98H6ZM10 99V98H9ZM95 99V98H94ZM104 99V100H105ZM131 99V98H130ZM138 99V98H137ZM140 99H141V97H140ZM149 99V98H148ZM148 99H146V100H148ZM150 99H152V98H150ZM150 99H149V103H150ZM165 99V98H164ZM164 99H163V101H164ZM175 99V98H174ZM186 99V98H185ZM194 100L196 99V98H193ZM193 99H191L192 101H193ZM250 99V98H249ZM249 99H247V100H249ZM260 98H258V100H259ZM4 100V99H3ZM124 100V99H123ZM142 100H143V98H142ZM190 100V101H191ZM253 100V99H252ZM119 101V100H118ZM127 101V100H126ZM137 101V100H136ZM174 101H176V100H174ZM178 101V100H177ZM183 101V100H182ZM182 101H180V102H182ZM189 101V100H188ZM73 102V103H74ZM89 102V101H88ZM97 102H99V99L97 100ZM96 102V103H97ZM128 102H129V100H128ZM128 102H127V105H128ZM135 101L133 100V103H134ZM141 102V101H140ZM143 102V101H142ZM145 102V101H144ZM153 102V101H152ZM162 102V101H161ZM164 102H167V101H164ZM170 102V101H169ZM171 102H173V100H171ZM179 101H178V103H180ZM250 102H252V101H250ZM1 103V102H0ZM91 103H92V101H91ZM94 101H93V104H92V107H95V106H93L94 105ZM137 103L138 104H140L138 101H137ZM154 103V102H153ZM249 103V102H248ZM37 104H43V106L44 105H46L45 107H44V112H40L39 111V109H37ZM55 104V105H54ZM98 104V103H97ZM96 104V105H97ZM132 104V103H131ZM137 104V105H138ZM145 105H147L148 104V102H145L144 103ZM152 104V103H151ZM157 104V103H156ZM107 105V106H106ZM121 105V104H120ZM141 105V104H140ZM149 105V104H148ZM225 105V104H224ZM264 105V104H263ZM76 106V105H75ZM102 106H104V107H102ZM144 106V105H143ZM157 106V105H156ZM195 106V105H194ZM40 107V106H39ZM68 107H69V105H68ZM74 107V106H73ZM72 107V108H73ZM79 107V106H78ZM97 107V106H96ZM95 107V110L97 109ZM131 107V106H130ZM136 107V106H135ZM134 107V108H135ZM139 107V106H138ZM201 107V106H200ZM67 108V107H66ZM70 108V107H69ZM83 108H85V107H83ZM89 108H91V106L89 107ZM129 108V107H128ZM177 108V107H176ZM244 108V107H243ZM253 108H255V107H253ZM136 109H138V108H136ZM147 109V108H146ZM150 109H152V108H150ZM149 109V110H150ZM156 108H154V110H155ZM159 109V108H158ZM158 109H157V111H158ZM199 109V108H198ZM201 109V108H200ZM203 109V108H202ZM231 109V108H230ZM256 109V108H255ZM86 110H87V108H86ZM95 110H94V112H95ZM135 110V109H134ZM178 110H180V108H178ZM204 110H206V109H204ZM236 110V109H235ZM254 110V109H253ZM257 110V109H256ZM90 111H92V110H90ZM89 111V112H90ZM97 111V110H96ZM183 111V110H182ZM200 111H202V110H200ZM93 112V113H94ZM130 112V111H129ZM150 112V111H149ZM236 112V111H235ZM71 113V112H70ZM93 113H91V115L93 114ZM131 113V112H130ZM158 112H156V114L154 115L153 113V119H154V117H156V119L155 120H159V118H160V120H162L161 122L162 123H159L158 124V122H157V125L158 126H155V127H163L165 124V122L166 121H168L169 119H171L172 118V116H173V114H165V112H161L160 114H157ZM184 113V112H183ZM197 113H200V112H197ZM253 113V112H252ZM97 114V113H96ZM144 114V113H143ZM182 114V113H181ZM194 114V113H193ZM204 114V113H203ZM98 115V114H97ZM141 115V114H140ZM176 115H178V114H176ZM180 115V114H179ZM243 115V114H242ZM74 116V115H73ZM86 116V115H85ZM88 116V115H87ZM90 116V115H89ZM139 116V115H138ZM147 116V115H146ZM184 116V115H183ZM191 116H192V114H191ZM195 116V115H194ZM235 116V115H234ZM251 116V115H250ZM258 116H259V114H258ZM84 117V116H83ZM96 118H97V116H95ZM101 117V116H100ZM149 117V116H148ZM181 117H182V115H181ZM187 117V116H186ZM190 117V116H189ZM230 117V116H229ZM228 117V118H229ZM242 117V116H241ZM244 117V116H243ZM261 117H262V115H261ZM91 118V117H90ZM140 118V117H139ZM146 118V117H145ZM143 119V117H142V119L143 120H146V119ZM150 118V117H149ZM158 118V119H157ZM184 118H185V116H184ZM202 118V117H201ZM246 118V117H245ZM249 118V117H248ZM186 119V118H185ZM189 119V118H188ZM94 120V119H93ZM100 120V121H101ZM143 120H141V121H143ZM172 120V119H171ZM179 120V119H178ZM182 121H183V118L181 119ZM80 121V120H79ZM78 121V122H79ZM185 121H187V120H185ZM72 122V121H71ZM70 122V123H71ZM82 122V121H81ZM88 122V121H87ZM152 123H153V121H151ZM180 122V121H179ZM236 122H238V121H236ZM254 122V121H253ZM65 123H67V122H65ZM76 123V122H75ZM80 123V122H79ZM94 123H96V122H94ZM93 122H92V124H94ZM155 123V122H154ZM223 123V122H222ZM225 123H226V121H225ZM224 123V124H225ZM244 123V122H243ZM246 123H247V121H246ZM246 123H244V124H246ZM73 124V123H72ZM202 124H203V122H202ZM232 124V123H231ZM176 125H177V123H176ZM233 125V124H232ZM248 125V124H247ZM69 126V125H68ZM88 126H91L90 124H88ZM166 126V125H165ZM164 126V127H165ZM168 126V125H167ZM178 126V125H177ZM176 126V127H177ZM192 126H193V124H192ZM220 126V125H219ZM241 126V125H240ZM50 127V129H48ZM66 127V126H65ZM163 127V128H164ZM173 127V126H172ZM171 127V128H172ZM203 127V126H202ZM218 127V126H217ZM244 127V126H243ZM242 127V128H243ZM253 127H254V124H253ZM259 127V126H258ZM35 128H38V130H44L43 132H45L44 134H41V135H34V137L33 136H30V138H28V140H34V141H27L28 143H26L25 144V146L22 148V149H19L14 155H12V156H7V155H1L2 153H1V151H2V149L3 148H6V147H8V148H10V146L12 147V145H14L16 142H18V141H20V140H24L25 141V139L29 136V135H31V134H33L34 133V129ZM69 128V127H68ZM103 128V127H102ZM177 128H181V126L180 127H177ZM256 128V127H255ZM48 129V130H47ZM158 129V128H157ZM156 129V130H157ZM173 129H174V127H173ZM189 129V128H188ZM187 129V130H188ZM215 129V128H214ZM46 130V131H45ZM160 130V129H159ZM179 130V129H178ZM209 130V129H208ZM212 130V129H211ZM162 131V130H161ZM175 131V130H174ZM194 131V130H193ZM204 131V130H203ZM203 131H201V132H203ZM205 131H206V129H205ZM219 131V130H218ZM228 131V129H226V128H222V130H221V132H220V134H226V133H228L227 132ZM247 131H248V129H247ZM246 131V132H247ZM40 132V131H39ZM38 132V133H39ZM160 132V131H159ZM187 132V131H186ZM189 132H191V131H189ZM199 132V131H198ZM217 132V131H216ZM262 132V131H261ZM144 133V132H143ZM142 133V134H143ZM148 133V132H147ZM176 133V132H175ZM179 133V132H178ZM183 133V132H182ZM193 133V132H192ZM196 133V132H195ZM204 133V132H203ZM244 133V132H243ZM260 133V132H259ZM35 134H36V132H35ZM126 134V135H127ZM184 134H186L185 132H184ZM200 134V133H199ZM198 134V135H199ZM219 134V133H218ZM230 134V133H229ZM207 135V134H206ZM208 135H209V133H208ZM231 135V134H230ZM234 135V134H233ZM240 135V134H239ZM263 135V134H262ZM180 136H182L181 134H180ZM185 136V135H184ZM189 136V135H188ZM192 136V135H191ZM197 135H195V137H196ZM215 136V135H214ZM219 136V135H218ZM237 137H238V135H236ZM32 137V138H31ZM125 137V136H124ZM131 137V138H132ZM168 138H170L171 136H167ZM199 137H200V135H199ZM264 137V136H263ZM139 138V137H138ZM150 138V137H149ZM160 138H162V137H160ZM203 138V137H202ZM241 138V137H240ZM136 139V138H135ZM158 139H159V136H158ZM164 139V138H163ZM163 139H161V140H163ZM200 139H201V137H200ZM239 139V138H238ZM237 138L235 139V140H238ZM244 139V138H243ZM242 139V140H243ZM264 139V138H263ZM1 140H4V141H1ZM7 140H9V141H7ZM82 140H91V141H82ZM125 140V139H124ZM132 140V139H131ZM137 140V139H136ZM157 140V139H156ZM155 140V141H156ZM160 140V139H159ZM158 140V141H159ZM160 140V141H161ZM240 140V139H239ZM24 141H22L23 142V145H24ZM123 141V140H122ZM154 141V140H153ZM163 141H165V140H163ZM185 141V140H184ZM196 141V140H195ZM201 141V140H200ZM200 141H197V142H200ZM119 142V141H118ZM145 142V141H144ZM209 142H213V141H209ZM125 143V142H124ZM146 143V142H145ZM151 143V142H150ZM149 143V144H150ZM162 143V142H161ZM185 143H186V141H185ZM194 143V142H193ZM192 143V144H193ZM196 143V142H195ZM204 143H205V141H204ZM154 144V143H153ZM178 144V143H177ZM184 144V143H183ZM190 144V143H189ZM188 144V145H189ZM191 144V145H192ZM203 144V143H202ZM111 145V144H110ZM173 145V144H172ZM187 145V146H188ZM198 145V144H197ZM17 146V145H16ZM22 146V145H21ZM114 146H116V145H114ZM123 146V145H122ZM178 146V145H177ZM180 146H181V144H180ZM20 147V146H19ZM156 147V146H155ZM171 147V146H170ZM173 147V146H172ZM179 147V146H178ZM206 147V146H205ZM105 148V147H104ZM106 148H108V146H106ZM192 148V147H191ZM196 148V147H195ZM115 149V148H114ZM155 149V148H154ZM178 149V148H177ZM183 149V148H182ZM211 149V148H210ZM105 150V149H104ZM103 150V151H104ZM129 150V149H128ZM173 150V149H172ZM172 150H170V152L172 151ZM179 150V149H178ZM177 150V151H178ZM237 150H239V149H237ZM98 151H100L101 152V150H98ZM106 151V150H105ZM110 151V150H109ZM112 151H113V149H112ZM132 151V150H131ZM159 150H157V151H155L156 153L158 152ZM181 151H183V150H181ZM240 151V150H239ZM247 151V150H246ZM245 151V152H246ZM122 152V151H121ZM144 152V151H143ZM150 152V151H149ZM163 151H161V153H162ZM169 152V151H168ZM175 152H176V149H175ZM187 152V151H186ZM202 152V151H201ZM225 152V151H224ZM244 152V153H245ZM250 152V151H249ZM11 153V152H10ZM141 152H139V154H140ZM165 153V152H164ZM163 153V154H164ZM172 153V152H171ZM194 153V152H193ZM196 153H197V151H196ZM196 153H194V154H196ZM219 153V152H218ZM217 153V154H218ZM8 154V153H7ZM98 154V153H97ZM113 153H111V155H112ZM116 154V153H115ZM125 154V153H124ZM142 154H146V152L145 153H142ZM147 154H149V153H147ZM189 154H190V157H191V152H189ZM261 154V153H260ZM90 155V154H89ZM93 155H95L94 153H93ZM102 155V154H101ZM104 155V154H103ZM108 155H109V153H108ZM119 155H121L122 156V154H120L119 153ZM118 155V156H119ZM127 155H129V154H127ZM155 155V154H154ZM168 155V154H167ZM172 156V154H169V156ZM174 155H175V153H174ZM178 155V154H177ZM183 155V154H182ZM88 156V155H87ZM86 155H85V157H87ZM99 156V155H98ZM145 156V155H144ZM148 156V155H147ZM157 156H159L158 154H157ZM179 156H181L180 155V153H179ZM189 156V155H188ZM206 156V155H205ZM208 156V155H207ZM84 157V156H83ZM82 157V158H83ZM85 157L83 158V159H85ZM91 157V156H90ZM103 157V156H102ZM102 157H101V159H102ZM105 157H107L106 155H105ZM126 157V156H125ZM150 157H152V156H150ZM186 157V156H185ZM184 157V158H185ZM81 158V159H82ZM92 158V157H91ZM95 159H97V158H99V157H94ZM104 158V157H103ZM116 158V157H115ZM115 158H113V159H115ZM166 158H167V156H166ZM168 158H170L171 159V157H168ZM177 158V157H176ZM181 158V157H180ZM203 158V157H202ZM255 158H257V157H255ZM79 159V158H78ZM82 159V160H83ZM100 159V160H101ZM112 159V158H111ZM154 159V158H153ZM162 159V158H161ZM179 159V158H178ZM187 159V158H186ZM80 160V159H79ZM86 160H88V159H86ZM98 160V159H97ZM141 160V159H140ZM160 160V159H159ZM164 160V159H163ZM197 160V159H196ZM256 160V159H255ZM45 161H48V162H46L45 163ZM84 161V160H83ZM92 161H94L93 160V158H92ZM104 161V160H103ZM112 161V160H111ZM152 161V160H151ZM157 161V160H156ZM189 161V160H188ZM187 161V162H188ZM24 162H26V161H24ZM24 162H22V163H24ZM90 162H91V159H90ZM89 162V163H90ZM97 162V161H96ZM105 162V161H104ZM149 163L150 161H146V163ZM3 163H1V165L3 164ZM145 163V164H146ZM178 163V162H177ZM219 163V162H218ZM259 163V162H258ZM7 164H3V165H7ZM13 164V165H14ZM140 165L142 164V162L141 163H139ZM144 164V165H145ZM152 164V163H151ZM181 164V163H180ZM231 164V163H230ZM12 165V166H13ZM26 165H28V164H26ZM15 166V165H14ZM24 166V165H23ZM75 166H77V167H75ZM215 166V165H214ZM1 168H2V166H0ZM9 167V166H8ZM32 167V166H31ZM119 168H120V166H118ZM129 167V166H128ZM142 167H143V165H142ZM175 167V166H174ZM173 167V168H174ZM233 167V166H232ZM4 168H5V166H4ZM27 168V167H26ZM134 168H136V167H134ZM139 168V167H138ZM226 168V167H225ZM11 169V168H10ZM148 169H149V167H148ZM3 170V169H2ZM1 170V171H2ZM21 170V169H20ZM25 170V169H24ZM38 170V171H37ZM152 170V169H151ZM151 170H149V171H151ZM229 170H232V169H229ZM15 171V170H14ZM87 171V172H86ZM130 171V170H129ZM134 171V170H133ZM148 171V170H147ZM180 171V170H179ZM185 171V170H184ZM122 173H125L123 170L121 171ZM164 172V171H163ZM171 172V171H170ZM122 173H120V175H122ZM176 173V172H175ZM182 173V172H181ZM223 173V172H222ZM221 173V174H222ZM16 174V173H15ZM136 174H137V171H136ZM141 174V173H140ZM145 174H147V173H145ZM152 174V173H151ZM189 174V173H188ZM129 175V174H128ZM135 175V174H134ZM133 175V176H134ZM139 175V174H138ZM166 175V174H165ZM185 175V174H184ZM25 176V175H24ZM149 176V175H148ZM170 176V175H169ZM117 177V176H116ZM129 177V176H128ZM132 177V176H131ZM136 177V176H135ZM135 177H133V179L135 178ZM138 177V176H137ZM145 177V176H144ZM143 177V178H144ZM147 177V176H146ZM164 177H166V176H164ZM10 178V177H9ZM90 178H89V180H90ZM115 178V177H114ZM130 178V177H129ZM142 178V177H141ZM142 178V179H143ZM161 178H163V177H161ZM15 179V180H16ZM86 179V178H85ZM125 179V178H124ZM148 179V178H147ZM146 179V180H147ZM152 179V178H151ZM170 179V178H169ZM228 179V178H227ZM10 180V179H9ZM139 180V179H138ZM187 180H189L188 178H187ZM201 180V179H200ZM204 180V179H203ZM226 180V179H225ZM2 181V180H1ZM117 181V180H116ZM120 181V180H119ZM134 181V180H133ZM137 181V180H136ZM160 181V180H159ZM163 181V180H162ZM166 181V180H165ZM191 181V180H190ZM208 181V180H207ZM10 182V181H9ZM172 182V181H171ZM220 182V181H219ZM110 183V182H109ZM129 183V182H128ZM140 183H141V181H140ZM143 183V182H142ZM187 183V182H186ZM203 183V182H202ZM223 183V182H222ZM221 183V184H222ZM227 183H229V182H227ZM88 184V183H87ZM123 184V183H122ZM122 184H119V183H116V184H114L113 183V185H112V187L108 190L107 189V187H106V189H107V191H106V194H113V193H117V192H123V190L125 191V189H124V186L122 185ZM126 184V183H125ZM139 184V183H138ZM145 184V183H144ZM155 184V183H154ZM188 184H190V183H188ZM83 185V184H82ZM132 185V184H131ZM215 185V184H214ZM100 186V185H99ZM104 186V185H103ZM107 186V185H106ZM111 186V185H110ZM125 186H128L129 187V185H125ZM140 186V185H139ZM138 186V187H139ZM145 186V185H144ZM64 187V186H63ZM97 187V186H96ZM101 187V186H100ZM99 187V188H100ZM133 187V186H132ZM135 187H137V184H136V186ZM189 187V186H188ZM109 188V187H108ZM125 188H127V187H125ZM134 188V187H133ZM132 188V189H133ZM147 188V187H146ZM167 188V187H166ZM195 188V187H194ZM64 189V190H65ZM83 189V188H82ZM87 189V188H86ZM89 189H91V188H89ZM100 189H102V188H100ZM160 189V188H159ZM174 189V188H173ZM191 189H193V187L191 188ZM197 189V188H196ZM61 190H62V188H61ZM63 190V191H64ZM65 190V191H66ZM84 190V189H83ZM92 190V189H91ZM95 190V189H94ZM93 190V191H94ZM128 190V189H127ZM136 190V189H135ZM164 190H166V189H164ZM169 190H171V189H169ZM168 190V191H169ZM195 190V189H194ZM223 190V189H222ZM66 191V192H67ZM88 191V190H87ZM96 191V190H95ZM102 191V190H101ZM89 192V191H88ZM99 192V191H98ZM121 192V193H122ZM131 190H130V194H131ZM183 192V191H182ZM181 192V193H182ZM195 192V191H194ZM225 192V191H224ZM60 193V194H59ZM63 193V192H62ZM79 193H81V189H80V192ZM84 193V192H83ZM105 193V192H104ZM104 193H102L101 195H103ZM120 193V194H121ZM127 193V192H126ZM125 193V194H126ZM180 193V194H181ZM184 193V192H183ZM221 193V192H220ZM227 193H228V191H227ZM58 194L59 195H61V196H59V197H57L58 196ZM64 194V193H63ZM73 194V193H72ZM74 194H76V193H74ZM85 194V193H84ZM86 194H87V192H86ZM124 194V195H125ZM163 194V193H162ZM165 194V193H164ZM225 194V193H224ZM69 195V194H68ZM95 195H97V194H95ZM100 195V196H101ZM160 195V194H159ZM220 195H223V194H220ZM231 195V194H230ZM63 196H66V195H63ZM115 196H116V194H115ZM119 196V195H118ZM219 196V195H218ZM226 196V195H225ZM33 197V198H34ZM50 197V196H49ZM107 197H109V196H107ZM111 197V196H110ZM110 197H109V199H110ZM163 197V196H162ZM172 197V196H171ZM213 197V196H212ZM92 198V197H91ZM168 198V197H167ZM213 198H215V197H213ZM230 198V197H229ZM34 199V200H35ZM47 199V198H46ZM94 199V198H93ZM93 199H92V201H93ZM139 199V198H138ZM219 199V198H218ZM228 199V198H227ZM76 200V199H75ZM77 200H78V198H77ZM99 200V199H98ZM104 200V199H103ZM107 200V199H106ZM121 200V199H120ZM183 200V199H182ZM189 200H192L191 198L189 199ZM195 200V199H194ZM203 200V199H202ZM100 201H101V198H100ZM166 201V200H165ZM179 201V200H178ZM185 201V200H184ZM205 201V200H204ZM208 201V200H207ZM214 201H215V199H214ZM44 202H46V201H44ZM89 202V201H88ZM107 202V201H106ZM194 202V201H193ZM216 202V201H215ZM221 202V201H220ZM219 202V203H220ZM226 202H228V201H226ZM32 203V202H31ZM65 204H63V205H65L66 206V204H72L73 205V203H75L74 202V198L71 196V197H69L65 202H64ZM78 203H80V202H78ZM84 204H86L87 203V201H86V203L85 202H83ZM90 203V202H89ZM92 203V202H91ZM157 203V202H156ZM165 203V202H164ZM173 203V202H172ZM212 203V202H211ZM218 203V202H217ZM222 204H224L225 202L224 201H222L221 202ZM238 203V202H237ZM37 204V203H36ZM110 204V203H109ZM108 204V205H109ZM144 204V203H143ZM159 204V203H158ZM179 204V203H178ZM185 204V203H184ZM32 205V204H31ZM77 205V203L74 205V206H76ZM142 205V204H141ZM175 205H177L176 203H175ZM180 205V204H179ZM208 205V204H207ZM213 205V204H212ZM33 206V205H32ZM79 206V205H78ZM77 206V207H78ZM87 206V205H86ZM191 206V205H190ZM214 206V205H213ZM82 207H84V206H82ZM186 207V206H185ZM184 207V208H185ZM231 207V206H230ZM34 208V207H33ZM63 208V207H62ZM69 208V207H68ZM71 209H73L72 207H70ZM110 208H113V207H110ZM182 208H183V206H182ZM183 208V209H184ZM234 208V207H233ZM64 209V208H63ZM63 209H62V211H63ZM89 209V208H88ZM171 209H173V208H171ZM7 210V209H6ZM30 210V209H29ZM92 210V209H91ZM98 210V209H97ZM150 210H152V209H150ZM175 210V209H174ZM211 210V209H210ZM16 211V210H15ZM56 211V210H55ZM57 211H58V209H57ZM74 211V210H73ZM131 211V210H130ZM134 211V210H133ZM145 211V210H144ZM148 211H149V209H148ZM170 211V210H169ZM173 211V210H172ZM176 211V210H175ZM182 211V210H181ZM191 211V210H190ZM75 212H76V210H75ZM160 212V211H159ZM184 211H182V213H183ZM264 212V211H263ZM34 213L35 212H32L31 214H28V213H21L19 216H17L19 219H24V218H29V217H32V216H34ZM35 213V214H36ZM96 213V212H95ZM99 213V212H98ZM126 213V212H125ZM134 214L133 215H137V214H135V211L133 212ZM175 213V212H174ZM177 213V212H176ZM209 213V212H208ZM261 213V212H260ZM4 214V213H3ZM51 214H53V212H51ZM54 214H55V212H54ZM66 214V213H65ZM76 214V213H75ZM83 214V213H82ZM122 214H124V213H122ZM132 214V213H131ZM138 214H139V211H138ZM140 214H142V213H140ZM139 214V215H140ZM144 214V213H143ZM166 214V213H165ZM264 214V213H263ZM5 215H7V214H5ZM39 215V214H38ZM121 215V214H120ZM119 215V216H120ZM132 215V216H133ZM145 215V214H144ZM168 215V214H167ZM170 215V214H169ZM178 215V214H177ZM176 215V216H177ZM181 215V214H180ZM60 216V215H59ZM66 216V215H65ZM94 216H96V215H94ZM122 217H123V215H121ZM121 216L119 217V218H121ZM124 216H125V214H124ZM138 216V215H137ZM137 216H135L136 218H140V217H137ZM156 216V215H155ZM173 216H175V215H173ZM172 216V217H173ZM182 216V215H181ZM1 217V216H0ZM62 217V216H61ZM97 217V216H96ZM107 217H109V216H106V215H102V218H105V219H108ZM117 219H118V216H115ZM115 217H113V218H115ZM153 217V216H152ZM43 218V217H42ZM41 218V219H42ZM65 218V217H64ZM71 218V217H70ZM86 218H89V216H79L78 217V219H86ZM91 218V217H90ZM112 218V219H113ZM135 218V219H136ZM149 218V217H148ZM151 218V217H150ZM149 218V219H150ZM154 218V217H153ZM168 218V217H167ZM7 219H9V218H7V217H1L0 218V221H5V220H7ZM93 219V218H92ZM111 219V220H112ZM117 219H115V220H117ZM123 219V218H122ZM129 219V218H128ZM127 219V220H128ZM132 219V218H131ZM133 219H134V217H133ZM158 218H156V220H157ZM11 220H12V218H11ZM16 220V219H15ZM39 220V219H38ZM62 220V219H61ZM60 220V221H61ZM73 220V219H72ZM143 220V219H142ZM148 220V219H147ZM161 220V219H160ZM18 221V220H17ZM22 221V220H21ZM30 221V220H29ZM105 220H102L101 222H104ZM126 221V220H125ZM163 221V220H162ZM193 221V220H192ZM20 222V221H19ZM23 222L25 223V221L23 220ZM67 222H69V221H67ZM108 222V221H107ZM120 222V221H119ZM122 222H124V221H122ZM139 222V221H138ZM137 222V223H138ZM13 223V222H12ZM27 223V222H26ZM30 223V222H29ZM64 223V222H63ZM109 223V222H108ZM111 223V222H110ZM141 223V222H140ZM157 223V222H156ZM240 223V222H239ZM6 224V223H5ZM33 224V223H32ZM85 224H87V223H85ZM93 224V223H92ZM160 224H162V222H158L157 223V227H155L154 228V225H155V223H153L151 226H152V235H156L157 233V230H160V229H158L159 227H158V225L160 226ZM70 225V224H69ZM110 225V224H109ZM108 225V226H109ZM5 226V225H4ZM3 226V227H4ZM7 226V225H6ZM52 226V225H51ZM73 224H72V228H73ZM82 226V225H81ZM136 226H138V225H136ZM35 227V226H34ZM36 227H37V225H36ZM35 227V228H36ZM45 227V226H44ZM48 227V226H47ZM68 227V226H67ZM86 227V226H85ZM93 227V226H92ZM149 227V226H148ZM176 227V226H175ZM212 227H214V226H212ZM63 228V227H62ZM79 228V227H78ZM112 228V227H111ZM126 228V227H125ZM164 228H165V226H164ZM167 228V227H166ZM32 229H34V228H32ZM37 229V228H36ZM84 229V228H83ZM97 229V228H96ZM108 229V228H107ZM127 229H128V227H127ZM162 229V228H161ZM194 229V228H193ZM1 230V229H0ZM29 230H31V229H29ZM46 230V229H45ZM104 230V229H103ZM105 230H106V228H105ZM38 231V230H37ZM81 231V230H80ZM79 231V232H80ZM95 231V230H94ZM97 231V230H96ZM95 231V232H96ZM101 231V230H100ZM140 230H138V233H140L139 232ZM174 231V230H173ZM209 231V230H208ZM26 232V231H25ZM50 232V231H49ZM107 232V231H106ZM105 232V233H106ZM210 232V231H209ZM21 233V232H20ZM33 232H31V234H32ZM34 233H36V232H34ZM39 233V232H38ZM37 233V234H38ZM44 233V232H43ZM193 233V232H192ZM11 234V233H10ZM28 234V233H27ZM59 234V233H58ZM69 234V233H68ZM68 234H67V237H68ZM102 234V233H101ZM115 234V233H114ZM4 235V234H3ZM30 235V234H29ZM46 235V234H45ZM48 235V234H47ZM61 235H63L62 233H61ZM60 235V236H61ZM70 235V234H69ZM71 235H72V233H71ZM89 235V234H88ZM105 235V234H104ZM150 235V234H149ZM197 235V234H196ZM17 236V235H16ZM22 236V235H21ZM25 236V235H24ZM33 236H35V235H33ZM39 236V235H38ZM42 236V235H41ZM77 236V235H76ZM78 236H80V235H78ZM81 236H83V235H81ZM139 236V235H138ZM12 237V236H11ZM31 237H32V235H31ZM70 237V236H69ZM72 237H73V235H72ZM75 237V236H74ZM15 238V237H14ZM27 238V237H26ZM43 238V237H42ZM112 238H114V237H112ZM112 238H111V240H112ZM117 238V237H116ZM212 238V237H211ZM40 239V238H39ZM122 239V238H121ZM151 239V238H150ZM205 239V238H204ZM10 240V239H9ZM8 241V240H7ZM24 241V240H23ZM28 241V240H27ZM118 241V240H117ZM148 241V240H147ZM0 242H1V240H0ZM35 242V241H34ZM144 242V241H143ZM3 243V242H2ZM11 243H13V242H11ZM29 243V242H28ZM95 243V242H94ZM102 243H103V241H102ZM122 243V242H121ZM177 243H178V241H177ZM182 243V242H181ZM4 244V243H3ZM27 244V243H26ZM36 244V243H35ZM198 244V243H197ZM86 243H83V244H81V245H78L79 247V249L78 250H80L81 248H83L84 246V248H86ZM90 245V244H89ZM105 245V244H104ZM115 246H117V245H115ZM134 246V245H133ZM179 246V245H178ZM205 246V245H204ZM203 246V247H204ZM240 246V245H239ZM28 247H31V246H28ZM123 247V246H122ZM151 247V246H150ZM162 247V246H161ZM66 248H67V246H65L64 245V243H54V244H51V245H48V246H46V247H44V248H41L39 251H36V252H33V253H31V256H30V259L28 260V259H26V260H28L31 264H37V263H39V264H50L51 262H53V261H55L56 259H58L59 257H61V255L63 254V251H65L66 250ZM74 248H76V247H74ZM140 248V247H139ZM227 248V247H226ZM5 249V248H4ZM21 249H23V248H21ZM27 249V248H26ZM31 249V248H30ZM108 249V248H107ZM110 249V248H109ZM119 249V248H118ZM123 249V248H122ZM135 249V248H134ZM208 249V248H207ZM6 250V249H5ZM27 250H29V248L27 249ZM100 250V249H99ZM106 250V249H105ZM136 250V249H135ZM184 250V249H183ZM206 250V249H205ZM1 251V250H0ZM7 251V250H6ZM86 251V250H85ZM113 251V250H112ZM133 251V250H132ZM206 251H208V250H206ZM15 252V251H14ZM17 252V251H16ZM25 251H22V250H20V253L21 254H23ZM96 252V251H95ZM103 252V251H102ZM120 252V251H119ZM126 252V251H125ZM124 252V253H125ZM140 252H141V249H140ZM140 252H138V253H140ZM210 252V251H209ZM217 252V251H216ZM228 252V251H227ZM86 253V252H85ZM100 253V254H99ZM113 253V252H112ZM128 253V252H127ZM145 253V252H144ZM153 253V252H152ZM198 253H199V251H198ZM201 253V252H200ZM215 253V252H214ZM6 254V253H5ZM27 254V253H26ZM81 254V253H80ZM98 255H101V252L99 251L98 253H97ZM105 254V253H104ZM109 254L111 255V252H109ZM114 254V253H113ZM112 254V255H113ZM120 254H122V253H120ZM141 254V253H140ZM155 254V253H154ZM192 254V253H191ZM216 254V253H215ZM14 255V254H13ZM30 255V254H29ZM83 255V254H82ZM95 256H96V254H94ZM109 255V256H110ZM122 255H124V254H122ZM127 255V254H126ZM153 255V254H152ZM190 255V254H189ZM188 255V256H189ZM238 255V254H237ZM19 256V255H18ZM21 256V255H20ZM75 256V255H74ZM78 256V255H77ZM81 256V255H80ZM86 256H87V254H86ZM94 256V257H95ZM102 256V255H101ZM105 255H103V257H104ZM113 256H115V255H113ZM139 256V255H138ZM191 256V255H190ZM211 256V255H210ZM216 256V255H215ZM214 256V257H215ZM45 257H47V258H45ZM67 257V256H66ZM69 257V256H68ZM67 257V258H68ZM79 257V256H78ZM97 257V256H96ZM185 257V256H184ZM208 257V256H207ZM17 258V257H16ZM66 258V259H67ZM75 258V257H74ZM81 258V257H80ZM84 258V257H83ZM102 258V257H101ZM105 258H106V256H105ZM104 258V259H105ZM115 258H116V256H115ZM121 258V257H120ZM227 258V257H226ZM4 259V258H3ZM21 259V258H20ZM114 259V258H113ZM136 259V258H135ZM189 259V258H188ZM202 259V258H201ZM217 259H218V255H217ZM0 260H1V258H0ZM76 260H77V258H76ZM81 260V259H80ZM94 260V259H93ZM95 260H97V259H95ZM94 260V262H96ZM106 260V259H105ZM104 260V261H105ZM109 261H110V259H108ZM108 260H106L107 262H108ZM117 260H118V257H117ZM122 260V259H121ZM138 260V259H137ZM184 260V259H183ZM67 261H69V259L67 260ZM77 261H79V260H77ZM92 261V260H91ZM103 261V262H104ZM112 262H116V261H114V260H111ZM110 261V262H111ZM28 262V263H29ZM59 262V261H58ZM70 262V261H69ZM83 262V261H82ZM93 262V261H92ZM99 262H100V260H98V264H99ZM107 262H105V263H107ZM109 262V263H110ZM188 262V261H187ZM190 262V261H189ZM1 263V262H0ZM20 263H22V262H20ZM60 263H62V261L60 262ZM65 264L67 263L66 261L64 262ZM71 263V262H70ZM79 263H81V262H78V264ZM116 263H121L122 264V262H116ZM136 263H138V262H136ZM5 264V263H4ZM8 264V263H7ZM108 264V263H107ZM111 264V263H110ZM218 264V263H217Z\"/></svg>",
  "mask_w": 264,
  "mask_h": 264
}]
</instances>
